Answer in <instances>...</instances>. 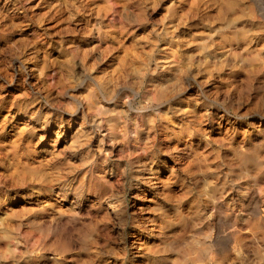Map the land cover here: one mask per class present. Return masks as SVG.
Segmentation results:
<instances>
[{"label":"rangeland","instance_id":"1","mask_svg":"<svg viewBox=\"0 0 264 264\" xmlns=\"http://www.w3.org/2000/svg\"><path fill=\"white\" fill-rule=\"evenodd\" d=\"M0 264H264V0H0Z\"/></svg>","mask_w":264,"mask_h":264}]
</instances>
